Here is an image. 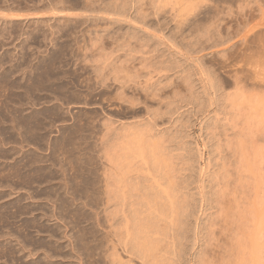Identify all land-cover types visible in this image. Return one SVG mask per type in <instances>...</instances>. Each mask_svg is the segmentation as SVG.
Instances as JSON below:
<instances>
[{"label": "rangeland", "instance_id": "374dc122", "mask_svg": "<svg viewBox=\"0 0 264 264\" xmlns=\"http://www.w3.org/2000/svg\"><path fill=\"white\" fill-rule=\"evenodd\" d=\"M178 1L0 0V15L1 12H7V16L13 14L12 18L0 16V264H105V259L97 258L99 251L94 232L100 229L99 235L106 237L103 233L107 228V222H104L107 219L103 216L106 213H101L106 199L101 193L105 176H110L108 156L111 151L106 145L111 137L107 133L109 130L108 134H115L114 126L124 121L127 124L131 120L130 124L141 117L142 120L138 121L149 120L145 106H141L143 102L151 105L150 110L164 113L157 112L156 122H159L157 128L163 130L166 143L170 138L171 141L181 140L180 143L188 140V145L183 143L184 147L176 140V146L174 142L170 145H179L177 149L182 151L187 147V154V149L193 146L196 151L197 143H207L204 144L208 145L206 156L210 153L209 164L212 165L204 166L206 173L211 169L215 171L220 164L222 169L224 160L220 161V155L227 153L231 138H226L228 141L223 143L226 144L222 147L224 150L215 151L212 145L217 143L216 137L212 139L209 132H204L210 130L211 134V127L207 130L209 122L216 126L215 122L220 120L217 122L218 132L215 128L212 131L224 140L221 134L230 130V121H235L236 114L233 115L232 110H226L229 115L225 110L221 112L229 102L223 104L221 110L219 108L218 103L222 106L227 98L224 94L230 97L237 91L240 99L244 93V99L257 100L259 96L258 100L264 99V0ZM155 23L161 26L146 30L145 24ZM185 69L189 70L188 73ZM208 78H212L213 86L207 83L211 81ZM214 83L221 85L222 89ZM211 87L223 91L212 88L218 92L215 95ZM175 88H179L178 93ZM173 89L177 95L172 93ZM121 92L120 98L135 95L136 100L140 99L141 109L136 103V108L132 106L130 109L127 101L123 99V103L117 97ZM208 92L210 96L207 98ZM152 93L159 94L158 101L163 100V104L157 103V99L152 101ZM222 94L224 100H221ZM198 96H201L200 100ZM189 97L196 103L188 101ZM211 97L213 100L206 102ZM202 100L204 104L209 103L207 105L211 108L206 107L208 111L203 102H199ZM197 102L203 109L199 110L202 107ZM134 108L141 113L138 117L133 116ZM173 109L177 112L172 117ZM130 111L133 113L131 117ZM204 111L209 119L204 118L207 117L202 113ZM213 111H218L219 115ZM121 119L123 121L119 123ZM110 120L114 121V126ZM172 120L175 123L173 128ZM202 120L209 122L203 123ZM261 125L259 133L264 129V123ZM168 129L170 133L178 131L177 134L183 130L184 134L180 131V139L174 138L176 132L172 137ZM182 137L186 140L182 141ZM102 139L109 142L104 143ZM262 144L257 143L255 149H261ZM104 149L110 152L106 153ZM172 150V153L176 151ZM177 151L175 155L186 156V153ZM189 154L188 158L174 156L173 159H177L173 161L178 160L180 165L187 159L185 167L181 164L186 173L177 165L181 169H178V177L182 171L193 178L189 182V176L182 175L188 182L186 184L192 185L197 180L200 183L199 177H203L200 172L202 161L195 154L193 156V152L191 157ZM191 158L196 160L193 162ZM189 161L195 165L190 167ZM261 162L256 164L258 168L263 165ZM261 170L259 168V174L263 177L264 169ZM204 181L208 184L203 183L205 186L202 187L208 192L210 184L207 178ZM198 182L190 185L192 188L186 185L190 196L200 193ZM260 194L258 200L264 198ZM262 211L258 208L259 213Z\"/></svg>", "mask_w": 264, "mask_h": 264}, {"label": "bare ground", "instance_id": "6f19581e", "mask_svg": "<svg viewBox=\"0 0 264 264\" xmlns=\"http://www.w3.org/2000/svg\"><path fill=\"white\" fill-rule=\"evenodd\" d=\"M13 1H15V0H13ZM179 1H182V0H179ZM171 3H172V1H171ZM113 10H115V8ZM6 13L7 12H3V13L1 12L0 16L3 15V17H6V18L11 17L12 18V15H13L12 13H11L12 14L11 16L10 15L7 16ZM39 13H41V12H39ZM44 13H45V11H44ZM60 13H62V12H60ZM60 13H59V15H60ZM14 14H15V12H14ZM23 14H25V13L23 12ZM28 15L29 14L27 12V16ZM19 16H20V13H19ZM21 17H23V16H21ZM25 17H26V14H25ZM39 17H42V16H39ZM13 18H14V16H13ZM15 18L22 20V18H19L18 16H16ZM23 19H24V17H23ZM145 23H146V21H145ZM145 26L147 28L146 30H148L150 28L157 29L161 25L159 23H155V24H150V25L145 24ZM146 30H143V32ZM157 34L158 33H156V35ZM158 42H160V40ZM163 42H164V40H163ZM199 65L200 64H198V66ZM186 71L187 70L185 69V73H186ZM188 71H187V73H188ZM189 75H188V77H186L187 79L191 76V75L190 76ZM186 76H187V74H186ZM205 76H207V75H205ZM104 79H106V78H104ZM184 79H185V77H184ZM209 79H211V81L210 82L207 81V83H210L213 86V83H211L212 78H208V80ZM119 80H120V78H119ZM236 80H237V78H236ZM189 81H191V80H189ZM216 83H214V84H216ZM234 83H236V82H234ZM210 84H208V85L210 86ZM237 84H240V83H237ZM237 84H235V85L237 86ZM218 85L216 86L217 88L219 87ZM120 86H122V85H120ZM124 86L126 88L125 84H123V87ZM190 86H189V88H190ZM203 86H204V84H203ZM191 87H192L191 89H193V85ZM216 87H211L210 90H212V88L215 90ZM219 88H221V85ZM244 88H245V86H244ZM120 89H121V87H120ZM176 89L177 88H175V90ZM178 89H177V93H178ZM175 90L173 89L172 93L176 92ZM205 90L207 91V88ZM208 90H209V87H208ZM254 90H252V91H254ZM119 91H122L125 93L124 90H119ZM216 91H213V93H215V95L218 93V92L216 93ZM218 91H223V90L219 89ZM122 92L120 94H118L117 97L122 96L121 95ZM236 92H235V95L231 94L234 97H232V96L228 97L229 95L227 96L226 94L223 93L227 98H225V102L222 103V106L220 105V103H218L219 101L217 102L219 104V108L220 107L222 108L223 104L229 102L227 104L228 105L230 104V106L226 105L228 108L223 107V108H225V109H223V111L220 108L221 112H224V110L225 111L229 110V112H230V110H232L234 112L233 115L236 114V116L234 115V118L236 117L235 119L230 117V118H232L231 120H233V119L235 120V121H230V122H232L231 123L232 125L230 128L231 131L226 130V129H225L226 131L222 130V131H225L224 134H221V135H223V138L225 137V139L220 140L219 136H216V133L218 132L217 131L218 130L217 129V122H219L220 120L219 121L215 120L216 122L213 120L216 123V126L214 125V123L212 125H210L211 121L209 122L208 120H206L209 122V124L207 123L208 127L206 124L207 130L211 127L212 130L216 129L215 130V131H217L216 133L212 130H211V134H210V130H208L207 132L203 131L204 133L209 132V135H212V139H213V137H216L217 143H213V145H212V143L210 144V145L215 147V149H214V147H212V149H214L215 151L217 149L221 150V148L224 145H226V144L223 145V143L228 141V140H226V138H231L229 140V142L227 143V151H226L227 153H224L222 156L220 154H218V156L220 155V159H221V160L220 159L219 160L220 161H222V159L224 160V163L221 162V163H223L222 169H221V166H220L221 164H220L219 168H217L219 170L216 169L217 170V171L215 170L216 172L211 171L213 169L210 168L211 172L208 170L209 172L206 173V169L204 166L207 165L206 167L208 168L209 165L211 164V163L209 164L210 153H209L208 157L206 156L207 155L206 152H208V150H207L208 145L207 146H205V145L207 143L206 144L204 143L205 145L204 144L201 145L200 143L198 145V143H197L196 148H195L196 151L194 150V146L192 148L190 147L191 149H187L188 154L190 152L189 150H191V152H193V156L195 154V156L197 158H199V161H202L201 166H200L201 167L200 172L202 175L201 174L200 175L203 177H199L200 183L198 182V180L197 181L194 180L196 183L197 182L199 183L200 188H198V189L201 190V191H198V189L196 188L197 191L200 192V193H198L199 195L196 194L197 192L196 193L193 192L195 194V196L196 195L198 196V197H196L197 199L199 198L198 200L195 198L193 200V197H195L194 194H192L193 196H190L188 186H190L191 184L190 185L186 184L188 182H186L185 181L186 179H184L185 177H183L185 174L182 173V171H181V174L183 176L180 175L181 177H178V174H179L178 172H180L178 169H180V168L182 169L181 164H183V165L188 164L187 159L185 161L187 164L181 163L179 165V163L177 162L178 160L176 162L173 161V160L177 159V158L173 159L174 156L175 157H181V158L184 156V154L182 156V154H180V153H179V155L178 154L175 155V152L179 149L178 148L179 145L177 147H175L176 146L175 142L177 144H181V146H183V143L184 144L187 143V145H188L189 141L187 140L188 142L186 141V143L185 142L180 143L181 140H180V142H178L179 140L177 141L176 139H172L173 141H171V138L168 135L170 138V139L168 138L170 141L167 140V141H169L168 143H170L169 147H171L172 146L171 143L174 142V140H176L173 144V145H175L174 146L175 148L171 147V150L172 149L176 150L173 152L174 156H172L171 155L172 152H171L170 148L167 147L168 143H166V141L164 140L165 136H163V130L162 129L159 130L157 128V125H159V122H156L157 117H159L157 112L160 113L161 111L157 110V112H156V109H155L154 110L155 112H154V111H152L153 109L150 110L151 105L148 106L145 102H143V104H142L141 102H139L140 99H137V100L135 99V95H134V97H132V98H134V100L130 97H125V95L123 96V97H125V99L119 97V99L121 101H123V99H124L125 101H127L130 104V106H128V107H130V109L133 108L132 106H135V103L137 104L136 106H138V105L140 106L142 104L141 106L143 107V105H144L145 107H143V108H144V110L146 109V112L145 111H143V112L140 111V112H142L143 114L145 112L146 116L148 114L150 118L147 116V118H149V120L146 118L147 120L138 121V119L142 120V117H141V119L140 118L137 119L138 122L135 119L136 122H132L130 124H128V123L131 120L127 124H124L125 121L121 122V121H123V119H121L118 122L119 123L121 122L123 124L117 123L119 125H116L119 129L116 128V126H114L115 125L114 121L110 120V123H112L111 125L115 127V129L111 128V130L114 129V132H115V134L113 133L112 136H111L112 133L108 134V133H110L108 130L109 127L106 126L108 128H105L106 131L108 130L107 135H110V137H111V139H109L110 142H109V140H107L109 142V144L108 145L104 144L111 151L110 152V151L104 149L106 151V153L110 152V155L108 157L110 159L109 164L111 166L109 165L110 166L109 167L110 168V176L109 177L105 176L104 181L102 180L103 181L102 183H104V185H103L104 190H102V193H101V194H103V196H105V199H106V200L104 199L105 200L104 207L102 206V208H104V209H102L103 211L101 210L102 211L101 213H103V212L106 213V215L103 214V216H105V218L107 219L106 221H104V222H107V228L105 230H103L104 232L102 231L106 235V237L105 236L102 237L103 235L102 236L99 235L100 229H97V231L99 230L98 232H96V231L94 232V236L96 237V241H97L96 249L99 251L98 254L96 253L97 258L100 257L99 258L100 260H101V257L103 259H105V261H106L105 264H264V217H262L264 214L261 215V213L264 212V210L262 211V209L264 207V205L262 204V203H264L262 199H264V198H262L261 200H258V198L260 199L259 194L261 192H263V195L260 194V196H262V197L264 196V176L260 177L261 175L259 174V168L262 170L264 169L262 167L264 165V146H263L264 145V129H263L262 133H259V130H258L259 126L262 123H264L261 121V120L264 121V99L258 100V98L260 96L257 97L255 95L254 96L257 97L256 98L257 100H255V98L253 99L251 97L244 99V97L246 95L244 92H242V93H244L245 95L241 94L240 96L243 95V97H241V99H240V97L236 95ZM220 93H219V96H220ZM239 93H241V91ZM247 93H249V92L247 91ZM254 93H255V91H254ZM254 93H252V95ZM155 94L152 93L150 95L151 99H152V97L154 98V99H152V101L157 99L156 102L161 104L163 102V100L161 99L162 101L159 102L158 97H157V96H159V94L158 95H155ZM173 94H176V93H173ZM179 94H180V92H179ZM223 94L221 95V97L223 96ZM262 94H264V93L262 92ZM183 95H185V94H183ZM192 95L193 94H191V96ZM208 95L210 96V93L207 94V98L209 97ZM249 95L251 96V93H249ZM155 96H156V98H155ZM225 96H223V97H225ZM174 97H177V96H174ZM187 97L188 96H186V98ZM190 97L188 98V101L193 100V102H194V99L190 100L191 99ZM213 97L215 98L214 95H213ZM223 97H222V99L220 97H218V98H219V100L220 99L224 100ZM263 97H264V95H263ZM263 97H261V98H263ZM126 98H129L130 100L129 99L127 100ZM192 98H194V97L192 96ZM198 98H199V96H198ZM211 98L208 100L205 99V100H207L206 102L213 100V98L212 99ZM183 99H185V98L183 97ZM200 99H201V96H200L199 100ZM203 101L204 100L199 101V102L202 103ZM211 102H212L211 105L214 106V104H213L214 101H211ZM123 103H124V101H123ZM194 103H196V102H194ZM198 104L201 105V107H202V104L205 108L210 107L207 105L209 103H207V104L205 103L206 105L204 104V102L202 104H200V103H198ZM218 104H216V106H218ZM136 106H135V108H136ZM141 106H140V109H141ZM158 106H161V105H158ZM135 108L133 111V113H134L136 110L134 115L130 111L131 112L129 114L130 117H131V115H133V116L137 115L136 117H138V114H141V113L137 112L139 110H137ZM208 108H206L207 111H208ZM201 109H203V107L200 108L199 110H201ZM220 110L218 109V111H220ZM173 111H174V113H172L171 116L177 112V111L175 112L174 109H173ZM207 111L206 112L204 111L202 113L205 115L207 113ZM218 111H215L216 113L214 111L213 112L215 114H218L219 113ZM169 112L170 111H168V115H170ZM226 113H227V111L225 112V114ZM162 114H164V113H162ZM227 114L229 115V113H227ZM205 116H207V115H205ZM115 117H117V116H115ZM209 117H210V115H209ZM261 117H262V119H261ZM162 118H163V116H162ZM204 118H208V116L204 117ZM109 119H111V118H109ZM132 119H134V117ZM111 121H113V122H111ZM173 121L174 120H172L173 125L171 124L172 128L175 125V123H173ZM206 121L204 120V122H203V120H202L201 122L206 123ZM116 122L117 121H115V123ZM221 123H223V122H221ZM213 125L215 127H212ZM112 126H110V127H112ZM200 126H202V123L200 124ZM213 128H215V129H213ZM205 129L206 128H204V130ZM170 130H171V128H170ZM170 130H169L168 134H172V137L175 135V132H176V136H174V138L178 137V135L181 134L180 131H182V133H183V130H180L179 134H177L178 131H175V132L172 131L173 133H170L171 132ZM199 131L202 133L201 130H199ZM17 132H19V131H17ZM185 132H186V130H185ZM212 132H213V134L214 133L215 134L213 135ZM228 132H229V134H228ZM165 133H167V132H165ZM165 133H164V135H165ZM186 133H185V136H186ZM201 133H200V135H201ZM183 134L181 136H183ZM202 136H204V135H202ZM209 137H211V136H209ZM182 138H181L182 141L186 140V139H184L186 137H182ZM166 139H167V134H166ZM178 139H180V137H178ZM205 139L207 142L209 141V140H207V138H205ZM209 139H211V138H209ZM103 140L104 139H102V141ZM191 140H193V139H191ZM214 140H213V142H214ZM194 141H197V140L194 139ZM108 142L105 141L104 143H108ZM200 142H205V141L200 140ZM259 142L260 143L263 142V144L261 145L262 148L261 149L260 148L255 149V145ZM193 144H195V143H193ZM108 146H110V148ZM180 148H182V147H180ZM186 148L187 147H185V150H186ZM185 150L182 151L180 149L178 151H182L183 153H186V156H184L186 158L188 156V154H187V151H185ZM191 152H190V154H191ZM106 155H108V154H106ZM191 156H192V154L189 157H191ZM261 158L263 160H261ZM178 159H180V158H178ZM194 160H196V159H194ZM194 160L192 159L193 162H194ZM258 160H259V162L263 161V162H261V163H263V165L259 166V168L256 166V164L259 163ZM192 161H189L190 167L192 165H195ZM190 162H192V163L190 164ZM175 163H178V164H175ZM199 164H200V162H199ZM177 165H179L180 168H178L179 166L177 167ZM185 165H184V167H185ZM182 170H184V168ZM184 171L186 173V170H184ZM106 173H107V171H106ZM205 174H207V175L209 174L208 175L209 177L207 175H206V177H204ZM261 174H264V170L262 171ZM185 176L188 177L189 175H185ZM191 177H192V175H191ZM204 178H207L208 182L210 184V186L208 187L209 190H207L208 192H205L206 191V190L204 191L205 188L202 187L204 185L203 183H205ZM187 179L190 182V180L193 178L190 179V176H189ZM194 179H195V177H194ZM195 182H192V183L196 184ZM194 184H192L191 186H194ZM205 184L207 185L208 183H205ZM186 185H188V186H186ZM191 186H190V188H192ZM101 187H102V185H101ZM197 187H198V185H197ZM192 190L194 191V188ZM99 192H101V188H100ZM97 194H98V196H100L99 193H97ZM195 200H197V201H195ZM258 202H260V203H258ZM103 203H104V201H103ZM256 204H257V207H256ZM260 204H262L263 206ZM261 207H262V209H260ZM258 208H259V211L261 210L262 212L259 213ZM101 213H100V215H101ZM96 216H98V215L96 214ZM98 218H99V216H98ZM98 218H96V219L98 220ZM101 218H102V216H101ZM98 224H100V223H98ZM100 225L102 226V224H100ZM98 227L101 228L99 225H98ZM101 229H103V228H101ZM100 236H101V238H100ZM104 239H105V241L103 242ZM96 241H95V243H96ZM98 262L101 263L100 261H98Z\"/></svg>", "mask_w": 264, "mask_h": 264}]
</instances>
